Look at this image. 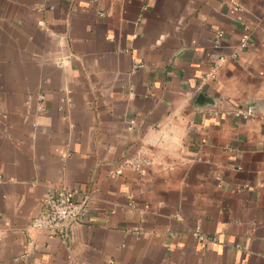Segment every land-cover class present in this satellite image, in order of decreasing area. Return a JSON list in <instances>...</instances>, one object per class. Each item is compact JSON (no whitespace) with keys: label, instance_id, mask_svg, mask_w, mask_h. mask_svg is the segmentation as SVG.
Returning <instances> with one entry per match:
<instances>
[{"label":"crops","instance_id":"crops-1","mask_svg":"<svg viewBox=\"0 0 264 264\" xmlns=\"http://www.w3.org/2000/svg\"><path fill=\"white\" fill-rule=\"evenodd\" d=\"M0 264H264V0H0Z\"/></svg>","mask_w":264,"mask_h":264},{"label":"built area","instance_id":"built-area-1","mask_svg":"<svg viewBox=\"0 0 264 264\" xmlns=\"http://www.w3.org/2000/svg\"><path fill=\"white\" fill-rule=\"evenodd\" d=\"M222 31H218L217 37H221ZM241 47L247 45V36L241 39ZM39 102L42 96L37 97ZM41 111V108H38ZM232 115L237 119L247 120L250 115L242 110H234ZM151 160L144 153H137L133 158L125 161L123 167L130 168L141 173L150 166ZM86 206V199L76 202L72 198V192L63 188L51 190L44 201L43 210L32 218L31 225L51 235L63 234L72 223L81 220V215Z\"/></svg>","mask_w":264,"mask_h":264}]
</instances>
